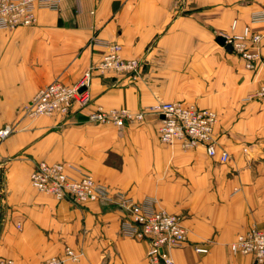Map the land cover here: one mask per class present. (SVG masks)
I'll return each mask as SVG.
<instances>
[{
  "label": "crops",
  "instance_id": "0c3cea01",
  "mask_svg": "<svg viewBox=\"0 0 264 264\" xmlns=\"http://www.w3.org/2000/svg\"><path fill=\"white\" fill-rule=\"evenodd\" d=\"M246 26L262 35L264 58V0H61L39 8L34 27L0 28V129L15 128L0 143V261L43 264L69 247L82 255L65 264H149L148 245L124 233L117 205H74L35 190L30 175L45 161L183 218L188 242L172 250L176 264H254L230 245L252 226L264 230V97L249 99L264 86V65L248 70L216 41ZM112 42L141 60L136 79L95 73L86 110L25 115L39 90L56 79L77 83ZM168 102L215 111L214 140L229 161L162 143L152 116L122 128L87 120L98 108Z\"/></svg>",
  "mask_w": 264,
  "mask_h": 264
},
{
  "label": "built area",
  "instance_id": "2783aa9c",
  "mask_svg": "<svg viewBox=\"0 0 264 264\" xmlns=\"http://www.w3.org/2000/svg\"><path fill=\"white\" fill-rule=\"evenodd\" d=\"M61 0H0V28L14 30L20 27L31 28L37 23L39 8H57ZM236 23L233 24V30ZM262 35L246 26L240 35L227 39L234 51L245 62L248 70L264 65L260 54ZM142 62L123 56L119 43H107L101 61L91 66L75 84L68 85L60 79L54 80L32 98L25 106V115L30 118L68 115L72 110H86L91 103V85L95 73H114L116 76L136 79L141 74ZM264 97V86L249 97ZM148 116L158 121V135L162 143L181 142L186 149L204 147L208 156L221 163L230 159L228 152L220 150L214 140L218 114L196 104L186 102L159 103L149 109L133 112L128 108L104 110L98 108L87 114L88 122L99 125H113L119 128L127 124L144 122ZM13 126L0 129V143L14 133ZM220 150V151H219ZM70 175L66 163L42 161L30 175L32 187L42 193L51 194L58 201L69 200L74 205L107 202L117 205L126 213L122 222L123 231L138 241L148 245L146 259L149 264H176L172 250L188 242V230L183 218L171 214L158 206L156 200L142 203L133 202L122 193L113 194L109 188L97 181L91 174L74 169ZM235 255L251 256L254 264H264V230L250 227L240 234L230 245ZM195 251L208 254L210 249L198 246ZM81 253L67 247L62 256L48 258L43 264H65L67 260L76 262ZM0 264H13L11 260H1Z\"/></svg>",
  "mask_w": 264,
  "mask_h": 264
},
{
  "label": "water",
  "instance_id": "95a60500",
  "mask_svg": "<svg viewBox=\"0 0 264 264\" xmlns=\"http://www.w3.org/2000/svg\"><path fill=\"white\" fill-rule=\"evenodd\" d=\"M216 41L220 45H223L228 52H233L234 51L232 43L228 42L226 37L218 36Z\"/></svg>",
  "mask_w": 264,
  "mask_h": 264
}]
</instances>
